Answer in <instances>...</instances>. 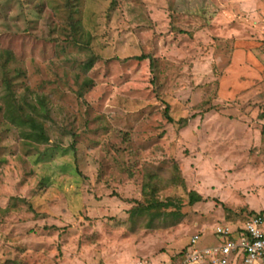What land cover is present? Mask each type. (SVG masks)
I'll return each instance as SVG.
<instances>
[{
  "label": "rangeland",
  "instance_id": "obj_1",
  "mask_svg": "<svg viewBox=\"0 0 264 264\" xmlns=\"http://www.w3.org/2000/svg\"><path fill=\"white\" fill-rule=\"evenodd\" d=\"M260 209L264 0H0V264H176Z\"/></svg>",
  "mask_w": 264,
  "mask_h": 264
},
{
  "label": "built area",
  "instance_id": "obj_2",
  "mask_svg": "<svg viewBox=\"0 0 264 264\" xmlns=\"http://www.w3.org/2000/svg\"><path fill=\"white\" fill-rule=\"evenodd\" d=\"M216 244L199 247V235L190 240L191 250L176 264H264V209L251 214L240 226L217 225Z\"/></svg>",
  "mask_w": 264,
  "mask_h": 264
},
{
  "label": "trees",
  "instance_id": "obj_3",
  "mask_svg": "<svg viewBox=\"0 0 264 264\" xmlns=\"http://www.w3.org/2000/svg\"><path fill=\"white\" fill-rule=\"evenodd\" d=\"M140 59H143V58H145L144 56H140L139 57ZM90 65V64H89ZM39 104H40V106H43V102L42 101H40L39 100ZM27 123H29L30 125H31V127L34 129V130H36V137L38 138V137H40V138H44V132H43V127H42V125H41V123H37L36 121H35V119H34V117H30L29 119H28V121H27ZM200 198H199V196H193L192 198H191V202L193 203V202H195V201H198ZM182 252H184V251H182Z\"/></svg>",
  "mask_w": 264,
  "mask_h": 264
},
{
  "label": "crops",
  "instance_id": "obj_4",
  "mask_svg": "<svg viewBox=\"0 0 264 264\" xmlns=\"http://www.w3.org/2000/svg\"><path fill=\"white\" fill-rule=\"evenodd\" d=\"M255 203V202H254ZM260 210H262V209H260ZM253 213V212H252ZM236 225L234 224V225H232L231 227H235Z\"/></svg>",
  "mask_w": 264,
  "mask_h": 264
}]
</instances>
